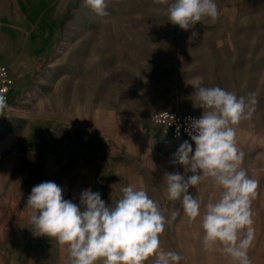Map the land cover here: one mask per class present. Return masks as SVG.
<instances>
[{"label": "rangeland", "instance_id": "obj_1", "mask_svg": "<svg viewBox=\"0 0 264 264\" xmlns=\"http://www.w3.org/2000/svg\"><path fill=\"white\" fill-rule=\"evenodd\" d=\"M215 3V22L185 30L153 0H107L103 17L84 0H0V64L14 80L0 117V264H70L66 248L37 236L26 209L45 181L78 206L86 189L110 205L123 187L142 186L170 221L161 247L181 255L179 264H232L202 246L203 205L219 189L211 179L189 189L202 201L190 223L167 198L165 174H184L172 163L178 147L150 122L164 109L202 115L197 80L238 98L255 94L252 117L235 127L242 167L259 182L248 255L264 264V0Z\"/></svg>", "mask_w": 264, "mask_h": 264}, {"label": "clouds", "instance_id": "obj_2", "mask_svg": "<svg viewBox=\"0 0 264 264\" xmlns=\"http://www.w3.org/2000/svg\"><path fill=\"white\" fill-rule=\"evenodd\" d=\"M98 16H107V0H84ZM166 5L169 22L189 29L204 18L215 22L220 15L215 0H153ZM192 86L203 113L188 117L185 128L195 150L184 140L173 153L172 163L184 167V174L166 173L167 198L182 203L189 222L201 217L202 201L189 189L211 179L219 189L210 196L201 218L202 246L206 252H220L232 264H252L248 250L255 229L252 201L258 181L242 167L244 153L236 142V127L255 111L257 100L216 87H203L197 80ZM8 107L0 95V113ZM179 135V130H177ZM191 173V175H188ZM114 204H106L99 192L83 190L80 205L65 199L63 189L54 181L35 185L27 198L30 222L37 236L54 238L66 248L70 264H179L183 259L161 247L160 236L169 223L158 203L141 186L121 189ZM173 212L171 219H175Z\"/></svg>", "mask_w": 264, "mask_h": 264}, {"label": "built area", "instance_id": "obj_3", "mask_svg": "<svg viewBox=\"0 0 264 264\" xmlns=\"http://www.w3.org/2000/svg\"><path fill=\"white\" fill-rule=\"evenodd\" d=\"M13 83L14 80L9 69L0 64V95L5 96L7 102ZM2 115L3 113H0V117ZM200 116L201 114L194 112L164 109L151 114L150 122L160 128L163 135L170 139L176 147H179L184 140H188L189 143L192 144L193 149H195V144L191 141L185 128L188 127L190 123L188 117L199 118ZM177 130H179V135H177Z\"/></svg>", "mask_w": 264, "mask_h": 264}, {"label": "crops", "instance_id": "obj_4", "mask_svg": "<svg viewBox=\"0 0 264 264\" xmlns=\"http://www.w3.org/2000/svg\"><path fill=\"white\" fill-rule=\"evenodd\" d=\"M73 77H74V76H71V77L69 76V77H67V79H70V78H73ZM65 78H66V77H64L63 80L61 81L62 83L66 80Z\"/></svg>", "mask_w": 264, "mask_h": 264}, {"label": "water", "instance_id": "obj_5", "mask_svg": "<svg viewBox=\"0 0 264 264\" xmlns=\"http://www.w3.org/2000/svg\"><path fill=\"white\" fill-rule=\"evenodd\" d=\"M175 33H176V31H175Z\"/></svg>", "mask_w": 264, "mask_h": 264}]
</instances>
